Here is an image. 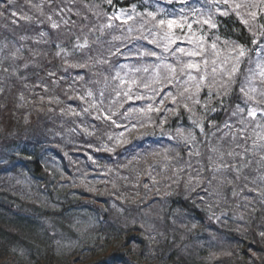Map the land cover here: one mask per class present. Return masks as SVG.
Listing matches in <instances>:
<instances>
[{
  "label": "trees",
  "instance_id": "obj_1",
  "mask_svg": "<svg viewBox=\"0 0 264 264\" xmlns=\"http://www.w3.org/2000/svg\"><path fill=\"white\" fill-rule=\"evenodd\" d=\"M16 2L31 14L25 0ZM87 2L99 4L106 12L134 3L144 6L142 0H113L111 6L104 0ZM0 5L7 7L6 0H0ZM5 17H9V12H5ZM5 17H0V45L13 40V31L17 38L26 35L34 40L39 31L51 36L46 24H37L33 30L24 32L19 24L13 25L11 18ZM219 19L222 38L250 46V34L234 15ZM141 43L155 50L152 45ZM26 48L43 55L33 57L23 51L20 55L25 59L19 62L20 73L16 78L5 82L0 73V87L5 89L0 92V153L24 143L18 156L13 153L11 158H20V167L26 168L38 181L39 189L57 202H61L56 199L60 192L55 188L59 176L44 166L41 153L45 149L52 148L59 156L65 166V177L77 171L97 177L104 173L107 180L92 188L80 180L75 195L66 194L57 211L0 192V264H103V258L117 248L123 255L122 264H264V237L260 236L264 232V204L254 202L241 207L243 197H233V184L209 185L211 173L203 167L207 157L200 160L199 166V158H192V166L188 168L184 162L190 159L192 146L177 137L178 129L185 135L194 133L198 141L195 148L205 153V139L208 146L215 139L216 128L212 125L222 127L229 120L231 109L239 102L235 96L225 98L223 106L216 97H209L207 89L197 97L200 105L196 106L179 97V102L173 104L170 97L164 98V93L154 101L122 100V108L112 109L117 113L113 117L116 125L95 119V111L75 117L70 109L79 112L87 107L78 95L89 88L94 92L104 90L103 77L109 73L104 67L90 66L68 68L65 74L53 43L28 41ZM86 58L77 53L70 57L69 63H84ZM3 60L4 54L0 53V61ZM151 62V58L144 61ZM24 63H29L27 69ZM120 63L134 61L122 59ZM53 71L55 79L63 76L64 81L50 87L46 94L42 85H36L42 79L50 83L46 73ZM77 76H83L84 80L76 81ZM165 92L176 94L172 87L165 88ZM137 94L151 95L143 89ZM50 96L59 97L60 102L49 103ZM149 103L160 111L146 114L138 111L147 109ZM185 103L191 111L184 108ZM205 103L216 111L206 114L202 107ZM130 108L136 111L125 117L123 114ZM198 120L203 122L207 137L194 126L193 122ZM121 134L119 144L109 139ZM105 146L113 151H106ZM101 192L105 198L103 205H98L94 201L102 197ZM245 195L254 201V193ZM83 218L89 219L91 227L88 234L79 237L76 223L84 222ZM62 239L78 242L68 255L56 253V241ZM19 248L24 256L19 255Z\"/></svg>",
  "mask_w": 264,
  "mask_h": 264
},
{
  "label": "snow or ice",
  "instance_id": "obj_2",
  "mask_svg": "<svg viewBox=\"0 0 264 264\" xmlns=\"http://www.w3.org/2000/svg\"><path fill=\"white\" fill-rule=\"evenodd\" d=\"M104 2L110 6L113 4V0ZM6 4L7 7L0 5L3 8L0 17L9 12L5 19L11 18V23L19 24L24 32L33 30L37 24H46L51 36L49 32L39 31L34 40L26 35L17 38L13 31V40L0 45V53L4 54L0 73H3L5 82L20 73L19 62L25 59L20 55L23 51H28L33 57L43 55L26 48L28 41L53 43L58 49L55 56L65 66V74L68 68L90 66L104 67L109 73L103 77L104 90L94 92L89 88L83 95H78L77 98L87 107L79 112L70 109L72 116L80 117L95 111V119L116 125L113 117L117 113L112 109L122 108V100L154 101L164 93V98L170 97L173 104L179 102V97L196 106L200 105L197 97L207 89L209 97H216L223 106L225 98L235 96L239 102L231 109L229 120L222 127L212 125L216 128L213 133L215 139L211 146L205 139V153L195 148L198 141L194 133L185 135L178 129L177 137L192 146L188 153L190 159L184 162L188 168L192 166V158H199V166L200 160L207 157L203 167L211 173L207 181L209 185L222 187L233 184V197H243L241 207L254 202L264 204V0H142L143 7L134 3L111 12L87 0H40L39 3L25 0L31 14L24 12L16 0H6ZM177 4L180 7H175ZM141 7L142 10H138ZM10 8L16 10L9 11ZM232 15L250 34V46L222 38L219 34V18ZM141 42L152 45L155 50L145 48ZM77 53L87 57L85 62L69 63L70 57ZM150 58L151 63H144ZM122 59L134 63L122 64ZM28 67L29 63H24V68ZM46 76L50 83L42 79L36 85H42L46 94L50 87L64 81L63 76L55 79L54 71L47 72ZM75 80L83 81L84 77L77 76ZM167 87L175 88L176 94L165 92ZM141 89L151 95L137 94ZM4 90L0 87V92ZM69 90H72L71 85ZM53 100L60 102L59 97L50 96L49 103ZM105 100H108L107 107ZM183 106L188 111L192 110L188 103ZM202 107L206 114L216 111L207 103ZM134 111L130 108L123 115L127 117ZM138 111L146 114L160 109L149 103L147 109ZM61 112L66 114L64 109ZM193 124L204 133L202 121H194ZM135 127L133 124L132 128ZM109 139H115L119 144L123 134ZM105 148L108 152L113 151ZM183 170L186 169L178 171ZM245 193H254V201L248 200ZM260 236L264 237V232ZM122 261L119 248L103 258V264H122Z\"/></svg>",
  "mask_w": 264,
  "mask_h": 264
},
{
  "label": "rangeland",
  "instance_id": "obj_3",
  "mask_svg": "<svg viewBox=\"0 0 264 264\" xmlns=\"http://www.w3.org/2000/svg\"><path fill=\"white\" fill-rule=\"evenodd\" d=\"M180 7V6H179ZM24 147V143L19 144L18 146H12L10 148L5 149L0 153V192L6 191L13 196H18L21 200L33 201L37 204H40L45 209L55 210L57 211L66 200L67 195H75L74 189L76 188L77 183L82 180L86 186L91 187L93 185H100L106 181V175L101 174L100 177L95 175L85 176L82 172H77L76 174H72L69 177H65V166H62L60 163L59 156H57L51 149H45L42 151L41 156L43 158V164L45 167L49 168L53 173L59 176L57 179L56 187L60 194L56 199H59L61 202H57L56 200L50 198L45 192L39 189V183L34 178L26 168H21V159H12L11 156L13 153L18 156L20 150ZM84 176V177H83ZM92 188V187H91ZM99 195L101 198L94 203L98 205L104 202L105 194L103 192ZM89 200V199H88ZM114 203V201H112ZM103 205V204H101ZM84 222L80 221L76 223L78 225L76 228L79 237L84 236V234H88V229L91 227L88 221ZM56 253L60 254H70L71 250L78 244L75 239H62L60 241H56ZM22 248L17 249L19 255L24 256Z\"/></svg>",
  "mask_w": 264,
  "mask_h": 264
}]
</instances>
